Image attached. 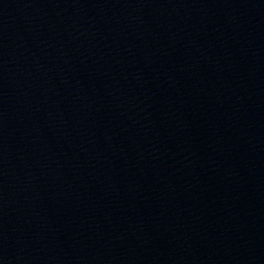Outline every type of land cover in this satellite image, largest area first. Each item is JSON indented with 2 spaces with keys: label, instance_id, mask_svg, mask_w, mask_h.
Returning a JSON list of instances; mask_svg holds the SVG:
<instances>
[{
  "label": "water",
  "instance_id": "water-1",
  "mask_svg": "<svg viewBox=\"0 0 264 264\" xmlns=\"http://www.w3.org/2000/svg\"><path fill=\"white\" fill-rule=\"evenodd\" d=\"M0 264H264V0H0Z\"/></svg>",
  "mask_w": 264,
  "mask_h": 264
}]
</instances>
